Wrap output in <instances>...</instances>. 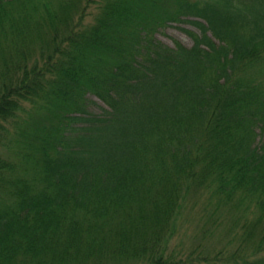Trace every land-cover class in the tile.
Wrapping results in <instances>:
<instances>
[{
    "label": "trees",
    "instance_id": "16d2710c",
    "mask_svg": "<svg viewBox=\"0 0 264 264\" xmlns=\"http://www.w3.org/2000/svg\"><path fill=\"white\" fill-rule=\"evenodd\" d=\"M97 1L0 0V264H264V0Z\"/></svg>",
    "mask_w": 264,
    "mask_h": 264
},
{
    "label": "rangeland",
    "instance_id": "374dc122",
    "mask_svg": "<svg viewBox=\"0 0 264 264\" xmlns=\"http://www.w3.org/2000/svg\"><path fill=\"white\" fill-rule=\"evenodd\" d=\"M96 0H80L82 8L86 9L85 24H92L93 18L97 13L98 1ZM182 29H191L194 30V27L190 24H184L181 26L172 25L167 27L165 30H162L157 36L158 38L168 44L169 46L174 45V41H179L182 44L191 47L193 42L191 38L182 30ZM193 209L190 211L188 216L184 217V227L174 239L173 248L182 254L184 258L187 255H193L195 257L205 256V257H216V251H222L223 248H239L240 242L238 238L234 239V236H237L238 233H241V227L237 229L234 233L230 232V227L227 226L228 216H222L221 224L212 225L209 224V219L211 213L210 210L205 211L202 203L195 205L196 198L193 199V196L190 199ZM244 212V211H242ZM210 213V214H209ZM247 214H242L246 216L242 223H246L247 219H254V216L250 217V212ZM236 216H239L237 213ZM235 217L234 215L232 218ZM250 217V218H249ZM214 219V216H213ZM210 231V234L206 237L205 233ZM230 233V234H229ZM229 234V235H228ZM233 241H229L226 236ZM205 251L203 254L201 252Z\"/></svg>",
    "mask_w": 264,
    "mask_h": 264
}]
</instances>
